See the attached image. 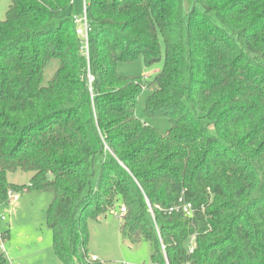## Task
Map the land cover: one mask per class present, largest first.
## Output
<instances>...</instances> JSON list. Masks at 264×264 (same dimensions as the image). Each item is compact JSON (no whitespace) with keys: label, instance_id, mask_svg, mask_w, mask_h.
Returning <instances> with one entry per match:
<instances>
[{"label":"trees","instance_id":"obj_1","mask_svg":"<svg viewBox=\"0 0 264 264\" xmlns=\"http://www.w3.org/2000/svg\"><path fill=\"white\" fill-rule=\"evenodd\" d=\"M72 10L10 0L0 20V205L51 193L63 264H111L88 252L89 222L111 212L152 264H264V0H87L88 51ZM162 49L152 80L118 73ZM145 89L167 132L137 117ZM19 170L28 185L8 181ZM183 193L192 217L170 211Z\"/></svg>","mask_w":264,"mask_h":264},{"label":"rangeland","instance_id":"obj_2","mask_svg":"<svg viewBox=\"0 0 264 264\" xmlns=\"http://www.w3.org/2000/svg\"><path fill=\"white\" fill-rule=\"evenodd\" d=\"M10 0H0V20L5 18ZM76 18L84 16V0H73ZM81 26V25H79ZM161 61L148 65L140 57L132 62H122L117 66L119 74L152 80L164 67V49ZM59 66L54 60L44 71V84H48ZM150 89H145L138 100L136 114L139 119L161 132H167L170 123L166 117H149L145 113ZM32 172L16 171L8 173V181L20 185L30 183ZM52 201L49 192L24 191L20 198L0 205V214L5 220L0 222L3 231L9 230L4 242V252L12 264H63L54 250L53 233L48 225V209ZM121 219L118 212H111L99 220L89 222L90 240L88 252L98 260L111 264H152L151 246L148 243L131 245L120 236ZM95 254V255H93Z\"/></svg>","mask_w":264,"mask_h":264},{"label":"built area","instance_id":"obj_3","mask_svg":"<svg viewBox=\"0 0 264 264\" xmlns=\"http://www.w3.org/2000/svg\"><path fill=\"white\" fill-rule=\"evenodd\" d=\"M86 10H87V0H84V16L80 19L76 17L75 18L78 24L77 33L83 38L86 45L85 48L88 51V37H89L90 27L87 19ZM19 198H20V192H13V191L9 192V199H10L9 202L18 200ZM174 210H181L188 217H192L195 213L193 204L186 200L184 193L179 198L178 204L170 209V211H174ZM121 212L122 213L126 212L125 207H122ZM5 219H6L5 216L0 214V222L4 221ZM4 242L5 241L3 240V230L0 228V249L3 251H4ZM193 251H194V247H190V252ZM92 260H98L97 256H92Z\"/></svg>","mask_w":264,"mask_h":264},{"label":"crops","instance_id":"obj_4","mask_svg":"<svg viewBox=\"0 0 264 264\" xmlns=\"http://www.w3.org/2000/svg\"><path fill=\"white\" fill-rule=\"evenodd\" d=\"M93 255H95V254H93Z\"/></svg>","mask_w":264,"mask_h":264}]
</instances>
